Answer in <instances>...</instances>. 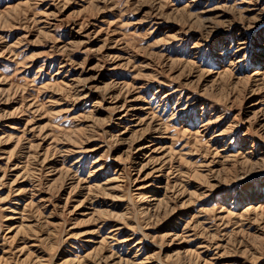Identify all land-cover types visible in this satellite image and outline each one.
Instances as JSON below:
<instances>
[{
  "label": "rangeland",
  "instance_id": "rangeland-1",
  "mask_svg": "<svg viewBox=\"0 0 264 264\" xmlns=\"http://www.w3.org/2000/svg\"><path fill=\"white\" fill-rule=\"evenodd\" d=\"M0 264H264V0H0Z\"/></svg>",
  "mask_w": 264,
  "mask_h": 264
}]
</instances>
